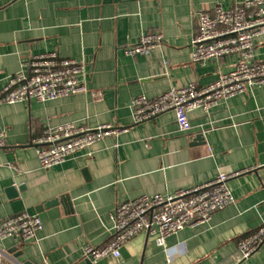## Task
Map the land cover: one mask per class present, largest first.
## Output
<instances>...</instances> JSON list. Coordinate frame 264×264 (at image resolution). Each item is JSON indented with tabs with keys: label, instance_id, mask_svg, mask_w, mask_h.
I'll return each mask as SVG.
<instances>
[{
	"label": "crops",
	"instance_id": "crops-1",
	"mask_svg": "<svg viewBox=\"0 0 264 264\" xmlns=\"http://www.w3.org/2000/svg\"><path fill=\"white\" fill-rule=\"evenodd\" d=\"M239 1L0 0V90L23 61L51 51L82 61L87 86L46 102L0 103V218L27 211L42 221L36 239H0V264H77L85 244L100 247L109 240V215L119 203L190 188L220 171L240 173L227 180L233 202L214 211L208 223L184 227L164 246L143 230L124 244L120 258L95 264H264V246L247 258L238 251V242L264 222V86L222 100L208 113L189 112L188 131L178 129L172 111L134 123L129 109L135 96L153 99L191 82L205 86L230 70L234 56L192 62L190 41L199 11ZM152 32L163 35L159 48L125 53ZM254 54L264 62V34L254 39ZM67 122L125 129L41 168L33 140L46 124ZM198 133L201 142L194 140ZM19 185L17 196L9 195L7 188ZM61 196L71 210L60 205L54 217L47 209L36 212Z\"/></svg>",
	"mask_w": 264,
	"mask_h": 264
},
{
	"label": "built area",
	"instance_id": "built-area-1",
	"mask_svg": "<svg viewBox=\"0 0 264 264\" xmlns=\"http://www.w3.org/2000/svg\"><path fill=\"white\" fill-rule=\"evenodd\" d=\"M197 27L190 41L191 61L204 64L210 59L234 56L236 61L232 68L218 73L216 79L205 86L191 82L172 86L153 99L145 95L131 98L129 109L134 123L172 111L178 129L188 131L191 128L189 112L208 113L222 100L239 95L247 88L264 86V62L254 59V39L264 34V0H240L228 9L216 5L211 11L201 10L197 13ZM162 40L161 32L144 33L137 43L125 49V53L130 56L149 54L162 45ZM84 75L82 61L61 57L56 51L33 54L21 63L17 72L7 77L0 90V103L29 99L46 102L83 93L87 91ZM124 129L112 124H100L95 128L72 122L46 124L33 140L34 151L41 168L47 169ZM4 146L5 134L0 131V152ZM239 173L220 171L211 180L190 188L170 194H142L119 203L109 215V240L100 247L85 244L83 258H88L92 264L104 257L120 258L124 244L143 230L153 236L158 246H164L167 237L184 227L208 223L214 211L233 202L227 180ZM41 229L38 213L22 211L0 218V239L33 240ZM261 246H264V222L238 242L240 257H249Z\"/></svg>",
	"mask_w": 264,
	"mask_h": 264
},
{
	"label": "water",
	"instance_id": "water-1",
	"mask_svg": "<svg viewBox=\"0 0 264 264\" xmlns=\"http://www.w3.org/2000/svg\"><path fill=\"white\" fill-rule=\"evenodd\" d=\"M202 133H198L195 135L194 140L201 142L202 140ZM85 172V171H84ZM24 186L19 185V186H10L7 188V192L9 193V195L11 196H17V191H20L21 189H23ZM62 206L65 211H69L71 210L70 208V201L68 199L67 196H61L59 198H53L50 199L48 201H46L44 204L36 207V212H40L42 209H47L48 210V215L50 217H54L57 214H59V206ZM14 249H12L11 251H13ZM124 248H121V254H124ZM26 264H31L29 262H27ZM77 264H92L91 261L88 258H84L81 261H79Z\"/></svg>",
	"mask_w": 264,
	"mask_h": 264
}]
</instances>
